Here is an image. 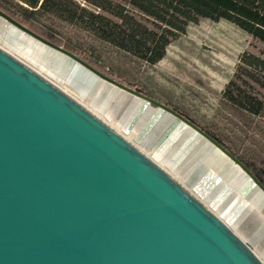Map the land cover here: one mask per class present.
I'll use <instances>...</instances> for the list:
<instances>
[{
	"label": "water",
	"instance_id": "obj_1",
	"mask_svg": "<svg viewBox=\"0 0 264 264\" xmlns=\"http://www.w3.org/2000/svg\"><path fill=\"white\" fill-rule=\"evenodd\" d=\"M0 18L105 82L171 114L264 185L189 119L99 71L2 10ZM0 264H264L202 198L64 86L0 46Z\"/></svg>",
	"mask_w": 264,
	"mask_h": 264
},
{
	"label": "rangeland",
	"instance_id": "obj_2",
	"mask_svg": "<svg viewBox=\"0 0 264 264\" xmlns=\"http://www.w3.org/2000/svg\"><path fill=\"white\" fill-rule=\"evenodd\" d=\"M53 22L66 36L71 37V26L59 19H53ZM63 37L64 34L52 41L67 49ZM0 46L8 47L11 54L29 62L30 67L64 86L85 106L97 110L101 119L114 124L119 133L130 137L155 161L169 167V173L202 198L235 232L245 237L246 243L264 262V222L258 223L246 234L241 229V226H246L245 215L253 206L252 192L257 190L261 195L263 193L259 187L249 177L241 185L231 180L225 181L227 175L222 170V162L218 165L214 163L196 179L198 191L189 182L187 174L215 147L207 139L202 137L189 148L184 135L163 133L170 122V114L160 126L157 122L153 123L152 118L145 121L142 118L147 112L146 107L158 109L156 106L144 104L140 99L105 82L67 57L24 36L1 18ZM95 47L94 60L97 57L100 59L97 64L85 54L79 55L111 78L113 74L123 76L127 82L123 78H116L171 107L209 135L232 141L242 150L249 146L250 138L257 139L259 144L253 149L260 156L259 164L264 167V113L263 117H244L225 95L230 81L235 79L241 56L246 52L258 53L259 48L246 33L225 21L202 20L197 25H190L187 33L168 47L166 57L155 66L103 42H96ZM242 79L249 81L246 76H242ZM252 85L243 84L242 89L264 104V88ZM233 91L236 93V90ZM158 150L162 151L164 160L157 159ZM227 189L229 192L225 191ZM254 201V205L263 203L264 195H258ZM219 205L224 206L223 211L219 210ZM226 210L236 217L231 219L223 213Z\"/></svg>",
	"mask_w": 264,
	"mask_h": 264
},
{
	"label": "trees",
	"instance_id": "obj_3",
	"mask_svg": "<svg viewBox=\"0 0 264 264\" xmlns=\"http://www.w3.org/2000/svg\"><path fill=\"white\" fill-rule=\"evenodd\" d=\"M0 10L50 41L64 34L67 50L85 54L94 64L100 60L99 57L94 60L93 56L96 42L155 66L190 25L202 20L228 22L250 36L259 49L258 53L246 52L241 56L235 79L227 87L226 99L244 117H263V101L244 91L242 85L252 83L253 87L264 88V0H0ZM53 19L71 26V37L55 26ZM113 75V79L120 82L123 78L127 82L123 76ZM210 136L263 184L264 167L253 149L259 144L257 139L250 138L249 146L242 150L232 141Z\"/></svg>",
	"mask_w": 264,
	"mask_h": 264
},
{
	"label": "crops",
	"instance_id": "obj_4",
	"mask_svg": "<svg viewBox=\"0 0 264 264\" xmlns=\"http://www.w3.org/2000/svg\"><path fill=\"white\" fill-rule=\"evenodd\" d=\"M125 93H127V92H125ZM127 94H129V93H127ZM129 95H132V94H129ZM132 96H134V95H132ZM134 97H136V96H134ZM136 98H138V97H136ZM138 99H140V98H138ZM140 100L144 104H149V103L143 101L142 99H140ZM146 111L147 112L145 113V116L142 119H144L146 121L149 119L151 120V118H152V121H154L153 123L157 122L158 126H160V124L163 123L164 119H168V117H169V113H167V112H165L159 108L154 109L153 107H146ZM169 120H170V122L164 128L163 133L164 132L165 133L166 132L171 133L173 136L177 135V134L184 135L186 137V140H187L186 144L188 145L189 148H192L202 138V136L197 134L195 131H193L191 128H189L188 126H186L185 124L180 122L178 119H176L172 115H171V117H169ZM157 159L164 160L162 158V151L161 150L157 151ZM221 162L223 163L222 170L224 172H226V175H227L225 178V181L229 182L231 180L234 184H236V182H237V183H239V185H241L242 183H244L248 180L247 175H245L243 172H241L239 167H237L235 164L231 163V161L227 157H225L223 154H221V152H219V150L216 147H214V148H212L211 151H209L204 156V159L198 164V166H196L192 172H189L187 174V176L190 180L189 182L194 187V189H196L197 191L199 190L197 188V186H195L196 185V179H198V177H200V175L202 173L209 170L210 167H212L214 165V163H215V165H218V164H221ZM225 191L229 192L228 189ZM258 195L262 196V195H264V193H262V195H261V193H259V191H257V190L252 192V198L251 199L253 201V206L250 207V209L248 210V212L245 215L247 217L246 226L245 225L241 226V229L244 231L243 233H245V234H246V232H250V230L255 228L254 226H256V225L258 226L259 225L258 223L262 224L264 222V201L261 204L254 205L255 204L254 200ZM217 207L219 208V210H222V211L224 210L223 205H219ZM229 212L226 210L223 213H226L227 215H229V217H231V219H233V217H236V216H234L235 214L231 215ZM235 233L243 241L246 242L245 237H243L242 235H240L237 232H235Z\"/></svg>",
	"mask_w": 264,
	"mask_h": 264
},
{
	"label": "bare ground",
	"instance_id": "obj_5",
	"mask_svg": "<svg viewBox=\"0 0 264 264\" xmlns=\"http://www.w3.org/2000/svg\"><path fill=\"white\" fill-rule=\"evenodd\" d=\"M4 21V20H3ZM11 26V25H10ZM13 27V26H12ZM14 28V27H13ZM16 29V28H15ZM16 30H18V29H16ZM19 31V30H18ZM19 32H21V31H19ZM22 33V32H21ZM24 36H26V37H29V36H27V35H25L24 33H22ZM30 38V37H29ZM30 39H32V38H30ZM32 40H34V39H32ZM35 41V40H34ZM37 42V41H36ZM39 43V42H38ZM39 44H41V43H39ZM42 45V44H41ZM44 46V45H43ZM46 47V46H45ZM48 48V47H47ZM50 49V48H49ZM52 50V49H51ZM52 51H54V52H56V53H59V52H57V51H55V50H52ZM10 53V52H9ZM59 54H61V53H59ZM62 55V54H61ZM64 56V55H63ZM66 57V56H65ZM68 58V57H67ZM69 59V58H68ZM71 60V59H70ZM74 62V61H73ZM87 70V69H86ZM88 71V70H87ZM88 72H90V71H88ZM91 73V72H90ZM91 74H93V73H91ZM94 75V74H93ZM98 116V115H97ZM116 127V126H115ZM117 128V127H116ZM128 139H130V140H132L130 137H127ZM232 163V162H231ZM189 189V188H188ZM190 190V189H189ZM191 191V190H190ZM192 192V191H191ZM193 193V192H192ZM194 194V193H193ZM195 195V194H194ZM196 196V195H195ZM199 198V197H198Z\"/></svg>",
	"mask_w": 264,
	"mask_h": 264
}]
</instances>
